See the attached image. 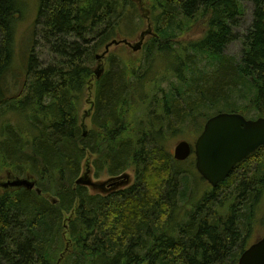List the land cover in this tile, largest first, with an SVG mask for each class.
<instances>
[{"label": "trees", "instance_id": "trees-1", "mask_svg": "<svg viewBox=\"0 0 264 264\" xmlns=\"http://www.w3.org/2000/svg\"><path fill=\"white\" fill-rule=\"evenodd\" d=\"M252 1L255 18L237 57L226 46L244 0H39L36 25L53 59L45 64L33 50L25 84L11 94L15 24L26 4L0 0V172L34 175L41 190L0 191V264H238L253 243L264 146L194 204L166 140L198 117L264 116V0ZM142 10L153 29L142 60L109 57L96 81V129L84 136L97 54L141 29ZM164 58L169 66L153 76ZM147 102L156 111L129 115ZM87 152L99 156L98 177L132 168L135 181L91 194L77 183Z\"/></svg>", "mask_w": 264, "mask_h": 264}, {"label": "rangeland", "instance_id": "rangeland-1", "mask_svg": "<svg viewBox=\"0 0 264 264\" xmlns=\"http://www.w3.org/2000/svg\"><path fill=\"white\" fill-rule=\"evenodd\" d=\"M24 1L26 4V11L23 14V16L16 21L15 24L14 59H13L12 67L9 71L10 73L7 76V83L10 86L11 94L16 93L23 88V85L25 84L24 82L28 69L29 59L33 50L36 52L37 56L39 57V60L45 64L50 63L53 59V55L49 53L47 48H44L39 31L40 26L36 25L39 0H24ZM244 4L246 7V12L244 15L239 16L238 21L233 28V38L226 46V53L230 55H235L237 57H240L242 54L244 38L247 35L248 30L253 25V20L255 18L254 16L255 5L253 1L244 0ZM142 17L144 20L142 23V28L139 29L137 32L132 33L130 35L131 37H128L130 40H132L133 43L137 42L138 35L140 34V32L145 30L149 23L151 24L150 17H148V14L144 10H142ZM195 36L193 37L195 38ZM117 38L121 39L120 37ZM148 39L149 36L147 37L146 42ZM37 41L40 42L38 45H37ZM145 45L143 48L144 50H145ZM114 54H117L116 55L117 57H124L125 62L127 63L130 62L132 64L133 62L139 64L143 57L142 50L136 52L134 49L123 44L114 46L112 48L110 55L105 59L106 72L108 71L109 68V59H110L109 57ZM168 66H169L168 59L166 58L157 59L155 68L154 70H152V75L154 76L156 73V69H158L159 71L157 73L158 74L157 76L161 77V73H163ZM91 84L93 86L91 85L90 90L87 91L84 100L85 104L81 110L82 122H85L87 126L86 130L88 131L92 129L93 130L96 129V126H94L92 122V114L94 108L93 101L96 99L95 75L93 77V80L91 81ZM165 86L170 87V84H166ZM155 92H156V87L154 86V94ZM160 99L161 97H159L158 100ZM136 105L137 103H134L133 106H130L132 111L129 113V115H131L134 112V116L136 115L139 116L145 112V109L146 112L149 110V108L156 111V107H158L156 105L152 106L150 102L145 103L144 105L145 108L140 106L136 107ZM87 112H89L88 115ZM205 120L206 119L203 120V118L198 117L197 119H194L192 122L191 121L185 122L182 128H180L181 126L179 124L177 125V128L172 127V130L169 131L168 139L166 140V149H168V151L172 155H174V148L179 141L188 140L192 143H195L201 131L199 127V122L206 123L207 120L206 121ZM98 157H99L98 154L87 152L86 158L83 160L82 169L80 173V178L92 182V184L87 185L88 191L91 194H98V193L108 194L116 190L127 188L128 186L133 184L136 177L134 170L132 168L127 169L124 173H122L119 176H109L106 172V169H104L101 175L98 177L96 175V166H95V161ZM195 163H196V156L192 155L186 161H182L178 163L177 166H175V169L177 170L178 167L179 168L183 167V170L185 169L187 170V171H183L182 172L183 174H181L180 176H186L188 178V182L190 183L189 193L191 197L189 198V202L190 203L192 202L194 204H196L204 195L209 193L212 189L209 183H207L199 174ZM7 172L10 171L5 170L3 172H0V180L2 179L3 182H6L8 180V177H6ZM27 176H33V178L36 179L34 175H27ZM27 176H23V178ZM0 183H2V181ZM4 189L5 187L0 185V191ZM184 210H185L184 207L182 208L180 207L178 210L179 214L185 212ZM178 218H180V215ZM253 225H255V228H254L252 242H255L264 236V193L261 197V201L258 204V207H256ZM64 256L65 255L62 256L61 261L64 258Z\"/></svg>", "mask_w": 264, "mask_h": 264}, {"label": "water", "instance_id": "water-1", "mask_svg": "<svg viewBox=\"0 0 264 264\" xmlns=\"http://www.w3.org/2000/svg\"><path fill=\"white\" fill-rule=\"evenodd\" d=\"M152 25L141 31L136 43L127 38L112 39L101 54L97 55L99 61L96 74L101 78L104 72L102 60L114 46L127 45L135 51L141 50L147 36L152 35ZM89 112H87V115ZM84 136L88 130L82 122ZM88 131V132H87ZM264 146V116L247 118L239 112H220L210 117L194 144L188 140H181L174 148L176 161L187 160L192 153L196 156V168L200 175L210 185L216 188L224 182L234 171L236 166L250 157ZM77 183L90 185L91 181L79 178ZM5 188L36 189V180L33 176L11 177L1 183ZM41 193V190L38 189ZM238 264H264V236L252 243L240 256Z\"/></svg>", "mask_w": 264, "mask_h": 264}, {"label": "flooded vegetation", "instance_id": "flooded-vegetation-1", "mask_svg": "<svg viewBox=\"0 0 264 264\" xmlns=\"http://www.w3.org/2000/svg\"><path fill=\"white\" fill-rule=\"evenodd\" d=\"M138 37H139V35H138ZM148 37V36H147ZM147 37H146V39H147ZM128 40H130L129 38H127ZM146 39H145V42H146ZM130 41H132V40H130ZM145 42H144V44H143V46H142V48H141V50L144 48V45H145ZM105 47V46H104ZM112 51V50H111ZM111 51H109V53H107L106 54V56H105V58L102 60V63H103V66H104V72H103V74H102V76H101V78L105 75V73H106V67H105V59L110 55V53H111ZM140 51V50H139ZM103 52V50L100 52V53H98V54H101ZM137 52V51H136ZM97 54V55H98ZM98 64H99V61H98V59H97V61H96V66H95V69H94V75H95V77H96V81L97 80H99V79H101V78H97V74H96V70H97V67H98ZM96 84H97V82H96ZM96 84H95V88H96ZM93 86V85H92ZM96 99H97V97H96ZM96 99L93 101V105H94V108H93V114H92V120H93V116L95 115V113H96ZM94 124V123H93ZM95 126V125H94ZM192 155H194V153L192 154ZM251 157H252V155L250 156V157H248V158H246L244 161H250V159H251ZM250 158V159H249ZM244 161H242L241 163H239L237 166H236V168L234 169V171L233 172H238V169L242 166V167H244V166H246V164H244L243 162ZM243 164V165H242ZM240 166V167H239ZM241 167V168H242ZM247 167H249V166H247ZM246 167V168H247ZM246 168H243V169H246ZM233 172L231 173V174H233ZM239 174V173H238ZM231 176V175H230ZM229 176V177H230ZM205 180V179H204ZM2 181V183H3V180L1 179L0 180V182ZM206 181V180H205ZM207 183H208V181H206ZM1 184V183H0ZM210 185V184H209ZM211 186V185H210ZM211 188H214V187H212L211 186Z\"/></svg>", "mask_w": 264, "mask_h": 264}, {"label": "bare ground", "instance_id": "bare-ground-1", "mask_svg": "<svg viewBox=\"0 0 264 264\" xmlns=\"http://www.w3.org/2000/svg\"><path fill=\"white\" fill-rule=\"evenodd\" d=\"M124 45V44H123ZM180 101V100H179ZM203 109V108H202ZM8 164V163H7ZM53 185V184H52ZM140 256V255H139Z\"/></svg>", "mask_w": 264, "mask_h": 264}]
</instances>
